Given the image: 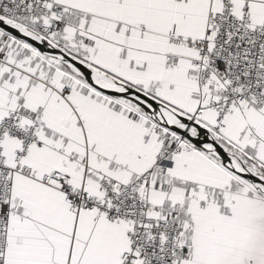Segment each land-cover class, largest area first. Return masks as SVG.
<instances>
[{
	"label": "snow or ice",
	"instance_id": "6c2138e0",
	"mask_svg": "<svg viewBox=\"0 0 264 264\" xmlns=\"http://www.w3.org/2000/svg\"><path fill=\"white\" fill-rule=\"evenodd\" d=\"M0 264H264V0H0Z\"/></svg>",
	"mask_w": 264,
	"mask_h": 264
}]
</instances>
